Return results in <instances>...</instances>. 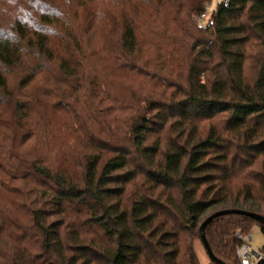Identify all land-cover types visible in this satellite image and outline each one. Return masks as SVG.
I'll return each mask as SVG.
<instances>
[{"label":"trees","instance_id":"16d2710c","mask_svg":"<svg viewBox=\"0 0 264 264\" xmlns=\"http://www.w3.org/2000/svg\"><path fill=\"white\" fill-rule=\"evenodd\" d=\"M211 2L0 0V264H201L264 216V0Z\"/></svg>","mask_w":264,"mask_h":264},{"label":"rangeland","instance_id":"374dc122","mask_svg":"<svg viewBox=\"0 0 264 264\" xmlns=\"http://www.w3.org/2000/svg\"><path fill=\"white\" fill-rule=\"evenodd\" d=\"M222 0H212L211 4L209 5V8L207 10V12L198 19L199 23L202 26H206L210 19H211V15L213 14L214 10L217 8V5L221 2ZM219 119H225V116L219 118ZM173 135L170 134V137H172ZM169 137V135H168ZM220 210L219 207H214L210 210H208L205 214H204V219L207 218L208 216H210L211 214H213L214 212ZM251 237L252 240L250 242V245L253 249L262 251L263 250V246H264V236L261 232V229L258 226H254L252 231H251ZM196 250L200 259V263L201 264H214L211 259L209 258L205 248L203 247V245L201 244L200 241H198L196 243Z\"/></svg>","mask_w":264,"mask_h":264},{"label":"water","instance_id":"95a60500","mask_svg":"<svg viewBox=\"0 0 264 264\" xmlns=\"http://www.w3.org/2000/svg\"><path fill=\"white\" fill-rule=\"evenodd\" d=\"M231 214H235V215H241V216H245L247 218L253 219L261 224L264 225V216L261 214H257L251 211H246V210H241V209H229V210H222L219 211L213 215H211L210 217H208L204 223L201 226V240L203 243V247L205 248L209 258L211 259V261L214 264H226L225 262H223L222 260H220L219 258H217L215 256V254L213 253L210 244L206 238V228L218 217L224 216V215H231Z\"/></svg>","mask_w":264,"mask_h":264},{"label":"built area","instance_id":"2783aa9c","mask_svg":"<svg viewBox=\"0 0 264 264\" xmlns=\"http://www.w3.org/2000/svg\"><path fill=\"white\" fill-rule=\"evenodd\" d=\"M236 237L241 241L237 249V256L241 264H264V252L253 249L250 245L252 237L238 230Z\"/></svg>","mask_w":264,"mask_h":264}]
</instances>
